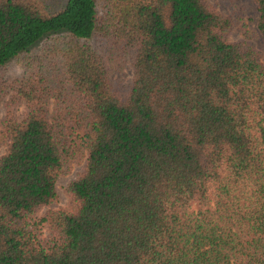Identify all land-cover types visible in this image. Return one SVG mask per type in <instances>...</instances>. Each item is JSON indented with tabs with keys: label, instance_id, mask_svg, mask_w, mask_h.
Here are the masks:
<instances>
[{
	"label": "trees",
	"instance_id": "trees-1",
	"mask_svg": "<svg viewBox=\"0 0 264 264\" xmlns=\"http://www.w3.org/2000/svg\"><path fill=\"white\" fill-rule=\"evenodd\" d=\"M233 24L211 0H0V264H264V62ZM73 163L71 206L39 214Z\"/></svg>",
	"mask_w": 264,
	"mask_h": 264
},
{
	"label": "rangeland",
	"instance_id": "rangeland-1",
	"mask_svg": "<svg viewBox=\"0 0 264 264\" xmlns=\"http://www.w3.org/2000/svg\"><path fill=\"white\" fill-rule=\"evenodd\" d=\"M217 4L219 10L226 14H233L234 24L230 33L231 39L246 38L258 49L262 55L264 62V38L257 28L258 11L254 0H211ZM16 66L13 69H19V65L16 62ZM16 67V68H15ZM12 72V71H11ZM128 75H131L130 69H128ZM17 111L22 112V107H19ZM6 112L5 104L0 105V118ZM4 146L0 144V154L3 152ZM81 165L73 163L70 170L58 176L56 180V192L57 198L49 205L42 207L38 213L42 214L44 211L51 208L58 207H70V196L64 190V186L68 179L75 176Z\"/></svg>",
	"mask_w": 264,
	"mask_h": 264
}]
</instances>
